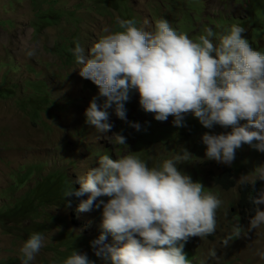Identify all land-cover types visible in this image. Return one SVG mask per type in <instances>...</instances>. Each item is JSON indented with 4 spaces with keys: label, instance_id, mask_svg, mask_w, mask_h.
<instances>
[{
    "label": "rangeland",
    "instance_id": "1",
    "mask_svg": "<svg viewBox=\"0 0 264 264\" xmlns=\"http://www.w3.org/2000/svg\"><path fill=\"white\" fill-rule=\"evenodd\" d=\"M117 17L133 19L149 31L163 18L194 41L212 28L214 44L232 24H238L245 28L243 35L250 45L264 52V0H0V209L21 198L27 202L36 182L50 174L66 172L72 182L105 151L114 159L136 155L156 167L183 146L191 155L180 159L178 167L221 200L215 230L184 243L190 264H264L258 255L264 251V224L250 229L252 213H243L240 205V189L250 187L247 184L254 179L256 167L264 165V152L244 144L231 165L209 160L202 133L227 132L230 127L206 129L188 113L183 127L188 123L187 130H197V134L179 131L177 139L173 117L155 120L153 113L140 108L135 90L130 91L125 107L127 121L139 122V131L119 119L114 108L108 109L113 125L108 133H97L85 123L84 111L98 97V88L73 70L78 66L72 49L76 42L90 49L105 35V27L122 30ZM31 49L35 55L28 56ZM103 99L98 97V103ZM120 131L126 144L110 138ZM40 165L41 171L34 170L33 177L24 176ZM227 170L233 177L222 181ZM255 184L260 188L264 181ZM250 193L251 189L244 194ZM74 205L46 206L39 218L0 225V264H22L20 248L36 231L45 242L31 264H63L74 248L101 264L90 246L103 232L101 209L80 212ZM65 233L75 238L70 239L71 246L64 245L69 238L62 237ZM105 242L113 243L110 234Z\"/></svg>",
    "mask_w": 264,
    "mask_h": 264
},
{
    "label": "clouds",
    "instance_id": "2",
    "mask_svg": "<svg viewBox=\"0 0 264 264\" xmlns=\"http://www.w3.org/2000/svg\"><path fill=\"white\" fill-rule=\"evenodd\" d=\"M116 21L122 30L105 27V35L90 49L79 42L72 49L78 66L73 70L95 84L98 97L104 98L101 103L97 96L89 101L84 111L88 126L108 133L113 127L108 109L114 108L119 119L139 131V122L127 121L125 107L135 90L140 108L153 113L157 121L171 115L173 125L182 127L190 113L206 129L230 127L227 132L202 133L209 160L231 165L244 144L264 152V52L250 45L243 26L232 24L214 44L212 28L194 41L163 18L151 31L138 27L133 19ZM27 55H35V49ZM110 138L126 144L122 131ZM190 155L181 146L172 158L149 167L136 155L114 159L105 151L72 180L79 188L72 186L65 197L87 194L77 211L101 209L103 232L90 242L101 264H190L184 243L215 230L221 205L216 195L205 192L200 181L178 167V161ZM258 180L264 181V165L256 167L250 184L254 212L250 229L264 224V186L254 188ZM108 234L111 244L105 242ZM44 242L41 232L31 233L20 248L22 264H31ZM258 255L264 259V251ZM63 264L96 261L74 248Z\"/></svg>",
    "mask_w": 264,
    "mask_h": 264
},
{
    "label": "trees",
    "instance_id": "3",
    "mask_svg": "<svg viewBox=\"0 0 264 264\" xmlns=\"http://www.w3.org/2000/svg\"><path fill=\"white\" fill-rule=\"evenodd\" d=\"M43 95H48V92L43 90L42 92ZM193 120V119H192ZM189 126V124H186ZM176 127L175 129L177 132L173 129V131L177 135L178 139V132L180 131L181 135H184L187 133V131H191L190 134L196 135L197 130H187L188 127ZM176 139V140H177ZM42 169V166H36L33 167L32 172L26 173V178L29 179L30 177H33L35 172H40ZM35 170V172H34ZM231 171H234L231 169ZM223 180L222 181H227L230 180V177H233L232 173L230 170H227L225 173H223ZM40 181L36 182V187L32 190L29 191V193H32L30 195L29 199L27 202H24L22 198L20 200L15 201V203H10L9 205H6V207H3L0 209V225L4 227L6 224V221L11 220L13 222H18V220H27V219H35L36 217H40V212L42 209H44L46 206H55L60 204V205H66L71 203H74L77 207L79 202L84 199V195L80 197L76 196H69L65 197V194L68 190L72 188V186L79 188L78 185L74 184L72 185V182L70 181L69 177L67 176L66 172H58V173H53L50 174L46 178H40ZM217 182V181H216ZM22 184V183H21ZM233 185V183H232ZM250 186V184H247ZM257 185H254V188ZM228 187V186H224ZM18 188V187H17ZM250 187L243 186L240 189L241 195H242V201H241V207L244 209L242 210L243 213H246L249 211V213L252 215L254 214L253 212V205L249 199V194H244L246 190H249ZM251 194V193H250ZM28 203V204H26ZM58 203V204H57ZM35 221V220H34ZM66 234V233H65ZM69 236L68 234L62 235V237ZM75 239L73 237H70L66 240L67 243L65 242V246H71V240ZM71 254L69 253V256Z\"/></svg>",
    "mask_w": 264,
    "mask_h": 264
}]
</instances>
